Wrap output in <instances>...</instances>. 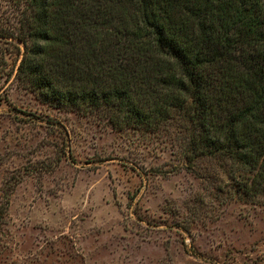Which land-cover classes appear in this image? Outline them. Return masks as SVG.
I'll list each match as a JSON object with an SVG mask.
<instances>
[{
    "label": "rangeland",
    "instance_id": "obj_1",
    "mask_svg": "<svg viewBox=\"0 0 264 264\" xmlns=\"http://www.w3.org/2000/svg\"><path fill=\"white\" fill-rule=\"evenodd\" d=\"M23 2L0 0V264H264V196L191 166L174 125L119 130L18 78Z\"/></svg>",
    "mask_w": 264,
    "mask_h": 264
},
{
    "label": "trees",
    "instance_id": "obj_2",
    "mask_svg": "<svg viewBox=\"0 0 264 264\" xmlns=\"http://www.w3.org/2000/svg\"><path fill=\"white\" fill-rule=\"evenodd\" d=\"M23 1L17 74L39 96L119 130L174 125L191 166L264 196V0Z\"/></svg>",
    "mask_w": 264,
    "mask_h": 264
}]
</instances>
